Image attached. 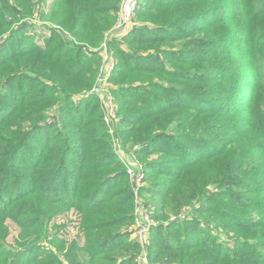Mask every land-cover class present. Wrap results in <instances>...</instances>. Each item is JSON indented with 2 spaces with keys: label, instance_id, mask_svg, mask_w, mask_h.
I'll list each match as a JSON object with an SVG mask.
<instances>
[{
  "label": "rangeland",
  "instance_id": "1",
  "mask_svg": "<svg viewBox=\"0 0 264 264\" xmlns=\"http://www.w3.org/2000/svg\"><path fill=\"white\" fill-rule=\"evenodd\" d=\"M39 1L0 0V6L5 9V12L0 14V20L9 19L10 17L7 15L10 12H7V9L11 7L17 8V6H14L16 4L22 6L27 12L23 20H14V25L0 36V63L2 64L0 72L3 74L1 78L8 77L10 84V87L0 92V119L10 114L18 120L23 119L24 126L21 129L23 131L33 126V119L27 120V118L32 117V114L35 117V114L38 113L41 116L39 125L47 127L48 131L43 136L40 134L39 129L34 130L33 128V130H30V136L24 148H22V156L19 162L25 169L19 170L20 174L16 180L10 183L13 187L9 185L10 187L5 188L4 193L0 196V209L6 215L13 216V214L19 213V218L22 220L30 219L33 216L32 210H34L35 200L39 198L40 194L30 190L33 183H25V186L20 187L18 185L21 181L25 182V175L30 173L28 168L37 160L39 152L43 149V144L47 141H52L59 145L63 143L72 145L74 141L82 143V137L75 134L77 130L75 119L83 116L87 119L96 118L99 120L102 118L103 120L104 110L102 105L105 106L108 101L107 99L110 97L117 106L118 120L110 126H107L103 121L105 124L104 130L101 129V122L96 124L100 132V136L96 140V146L104 145L106 150L91 154L85 153L81 159H75L72 152L68 153L66 157L71 158L72 169L74 170V164L79 160L85 163L87 157L90 155L93 157L109 153L110 157L105 158L104 162H111L114 165L107 167V170L111 173V183H113H110L113 186L108 184L109 190L105 195V198H107L113 191L125 189V182L128 181L130 183L131 179H134L128 172L129 169L134 165L140 168L141 173H143V178L141 177L139 181L140 186L135 191L132 186L130 188L134 195V224L131 225V220L126 219L125 224H122L119 228L121 231H127L132 228L135 230V205L138 201L151 212L154 223L152 230L161 222L166 225L168 221L177 222L176 225L185 224L192 215L190 213H192V204L194 202L183 206L180 212H177L178 214L168 212V219H166L167 217L165 218L164 215L165 211L161 208V196L155 192L144 191V189L149 185L162 183L165 179L170 181L169 177L162 171L164 168L170 167L172 172H174V165L176 163L185 162L186 164L190 163V161L198 160L199 174L208 168L209 163H212L209 166V170L214 175V172L218 168L217 166L225 162L223 154L219 152L222 151V146L228 137L224 135L215 137L213 132L204 133L205 128L195 133L188 126L191 122L190 118L184 122L185 126L178 127L177 125L165 131L171 135L166 133L165 139L168 143L166 147L171 148L172 151L178 148L171 144L172 140L167 139L170 136L173 138V141L176 140L181 144L178 152L172 154L164 153L163 151L159 152L160 149L164 148L163 146L161 148L156 146L155 152L146 153L143 150L144 147L138 144L136 140L137 132L135 131L140 124H135L134 130H131L134 125L130 126L128 123L120 124L118 122L123 114H128L129 110H133L131 106L124 104L123 101L133 99L134 102H139L142 91H148L146 99L147 107H154L150 103L153 99L158 106H162L163 108L176 105L180 100H187L190 105H197V109L206 114L197 118L202 124L210 123V119L208 118L210 113L208 111H211L213 108L218 107L222 109L228 103L234 107L241 104L243 99L250 93V86H252L251 79L243 78L244 86L237 91L220 90L217 83L210 81L216 75L217 68L210 67L211 61H190L199 57V53L191 52L192 50L188 49L192 47L190 42L200 37L204 32L206 27L203 28V26L205 23L213 20L215 17L229 18L228 22L232 27L231 32L237 37L244 34L245 25L252 27V22H257L260 24V27L264 28V0L262 2L259 0H223V3H218V7L222 6L220 12L211 10L209 13L201 15L200 18L196 17L190 20L181 18L180 21L176 22L175 28L168 27L171 24H165L162 28L159 27L162 30L157 29L156 32H160L167 39L158 45L147 46L146 52L143 55H146V57L158 55L166 64L168 74H161L163 78H159L158 76L155 77L154 73L152 76H148L150 81L147 83H139L133 79L129 80L130 82L128 81L129 74L126 72L128 68L125 66L124 61L116 57V49L120 48L124 51L129 49L127 44L121 41V38L131 34L138 24L153 27L151 24H147L151 22H146L148 21L146 17L141 15L142 11H144L142 5L145 2L153 1L154 3L157 0H137L135 13L132 19L125 24L124 29L115 28L120 20V8L123 0H120L117 11L111 9L113 0H99V6L107 9L110 15L114 17V20L102 32V38L93 42L86 40V42H83L79 38L80 36L74 34L72 30H68L54 21L58 19L61 14L60 12L67 10L69 5L55 7L54 10L57 11V16L54 17L51 15L50 6L53 0H45V3H40ZM258 3L262 4L259 8L250 7L251 5L256 6ZM224 5H227V8ZM230 8H236L238 11L243 9L247 13L245 16L246 22L245 18L242 20L240 15L230 17L232 13ZM256 10L257 12L255 13ZM261 10L263 11L259 12ZM41 11L48 14L45 17H41ZM21 21L27 22V25L16 32L20 24L23 23ZM152 23L155 28L159 25V21L157 20L152 21ZM83 36L89 37L93 35L90 33ZM57 39H63L68 45L75 48L67 54V48H62ZM232 45L233 47L237 46L233 48L232 59L233 57H239V59L244 60L245 58L242 56V53L246 45L241 42V39L239 41L233 39ZM205 47H207L206 51L210 49L208 45ZM77 53L79 54L77 55ZM200 56L209 59L206 53H201ZM176 57L185 58L187 63L176 64L174 62ZM63 59H67V61L63 62ZM67 63H70L68 68L66 67ZM75 63L77 64L74 65ZM71 65L74 66L71 67ZM130 67L135 68L133 64H130ZM153 67L155 68L156 65L154 64ZM66 71L68 73H72L73 71L80 73L79 76L86 80L84 82L87 86L82 87L83 84L78 79L71 80L69 77L66 78L64 76ZM196 71H200L197 75L202 76V78L204 77L201 79L203 81L198 82L197 80H193L189 82L188 78L195 75ZM136 73L137 71L135 70L132 72V75L135 76ZM70 82H73L72 85H70ZM51 84L57 87L61 84V87L54 90L53 88H49ZM236 86L238 88L239 85L237 84ZM62 88L73 90L66 92ZM168 89L172 90L171 97L164 100L168 95ZM229 98L231 100H227ZM64 99L66 100L65 103L62 102ZM31 103H35V105L29 107ZM95 105H97L96 108ZM145 109L147 110V108ZM186 112L188 113V110ZM190 113L195 114L196 112L191 111ZM160 118L161 114L153 113L152 118L147 123H151L153 120L158 123ZM187 126L188 128H186ZM185 132L189 133L191 140L185 139ZM60 135L66 140H57L56 137ZM229 148L231 147L227 146V149ZM188 155L191 157H186ZM154 163H160L164 166L159 167L156 165L155 167L160 169L159 174L154 172L153 177H147L146 167ZM220 167L223 168L222 166ZM134 170L137 171L135 168ZM68 176L75 179L73 175L69 174ZM175 183L173 182V185ZM34 185H36L35 181ZM252 185L255 187L253 192L241 191L240 187L237 188L238 191L233 188H224V190L216 183L208 185L205 188L204 197L217 193L218 202L216 206L212 204L211 209L201 214L196 222V225L203 230L197 231L198 237L200 235L201 239L205 237L206 241L217 243L220 246L219 250L221 253L229 254L230 256L238 255V257L246 261V263L237 264H264V249L256 245L257 239L242 235L244 230L236 227L231 222L233 216L241 218L244 223H249L253 219L260 220V214H264V181ZM61 187L60 192H50L49 194L60 195V193H63V186ZM159 189L163 188L160 187ZM78 191L75 188H71L69 195L64 192L66 196H61L65 197V199L69 197L72 199L70 201H74L75 199L77 205L80 203L76 200V193ZM116 197L121 199L123 195L117 194ZM127 203L129 202L123 201L120 207ZM218 204L220 205V209L213 211L214 207H218ZM66 208L63 212L58 211L56 214L53 211L49 213L42 212L45 216L43 215L41 220L32 219V221H37L33 228H29L28 226L21 228L16 222L7 218L4 225L7 226L8 233L5 237H0V254H8L7 256L3 254L0 256L1 259H7L4 264H8L9 262L10 264H36L38 261L51 260L54 264H68L70 255L67 254L68 250L64 243L68 240L70 241L77 233L84 241L85 235H93L95 231L78 232V227L80 226L79 218H82L83 215L74 208H69L68 206ZM39 210L41 209L39 208ZM262 217L264 219V216ZM39 226L40 229H36ZM180 233L183 236V240H189L187 233L183 230ZM150 236L151 232L147 235L146 245L144 247L141 246L140 251L136 252L135 258L132 259L130 255L133 252L130 251L129 254L117 258V261L124 264H141L138 257L143 252H148ZM123 239H125V236ZM247 240L251 245L244 248V241ZM252 248H255L259 255H254L251 250ZM16 252L19 253L21 261L13 263L12 253ZM77 259L81 261V264H92V262L89 263L86 259L83 250H80V255H78ZM147 261L149 264H162L157 261H150L149 259Z\"/></svg>",
  "mask_w": 264,
  "mask_h": 264
},
{
  "label": "trees",
  "instance_id": "2",
  "mask_svg": "<svg viewBox=\"0 0 264 264\" xmlns=\"http://www.w3.org/2000/svg\"><path fill=\"white\" fill-rule=\"evenodd\" d=\"M259 1L262 2L263 0ZM39 2L45 3V0H40ZM119 2L120 0H113L111 9L117 11ZM223 2V0H157L154 3L153 1L143 3L142 7L144 11H142L141 15L145 16L146 20H148L146 22H151L147 24H151L153 27L138 24L131 34L121 38V41L127 44L130 50L116 49V57L124 61L125 66L128 68L126 70L129 74L128 81L133 79L139 83H147L150 81L148 76H152L154 73L155 77L158 76L159 78H163L161 74H168L166 64L158 55L147 57L143 55L146 52L147 46L158 45L167 39L160 32H156L157 29L162 30L159 27L162 28L165 24H171L168 27L175 28L176 22L180 21L181 18L190 20L196 17L200 18L201 15L207 14L211 10L220 12L222 6H218ZM61 5H69V7L64 12H60V16L54 21L59 23L60 26L72 30L74 34L80 36L79 38L83 42L100 40L103 36L102 32L114 20V17L110 15L107 9L99 6V0H53L50 5L52 16H57V11L54 8ZM261 5L258 3L256 6L251 5L250 7L259 8ZM14 6H17V8L11 7L7 9V12H10L7 16L10 18L0 20V36L14 25V20H23L24 15L27 13L19 4ZM224 6L227 8V5ZM230 9L232 10L230 17L240 15L241 19L245 18L246 22L245 16L247 13L243 9L239 11L236 8ZM3 12H5V9L0 6V14ZM40 13L41 17H45L48 14L43 11ZM156 20L159 21L158 27L156 26L157 28L152 23V21ZM228 20L229 18L225 19V17L220 16L206 22L203 26V28L206 27L204 32L200 37L190 42L192 49L189 48L188 50L199 53V57L190 61H211L210 67L217 68L216 72L218 74L215 73L216 75L210 81L217 83L220 90L237 91L244 86L243 78L251 79L252 86H250V93L243 99L241 104L234 107L228 103L222 109L218 107L213 108L211 111H208V113L212 114L208 115L210 123L202 124L197 118L203 116L205 113L197 109V105H190L187 100H180L176 105L163 108L162 106H158L153 99L150 103L154 107H147L146 99L148 91H142L139 102H134L133 99L123 101L124 104L131 106L133 110H129L128 114H123L118 122L120 124L128 123L130 126L134 125L133 128L130 127L131 130H134L135 124H140L135 131L137 132L136 140L138 144L144 147L143 150L146 153L155 152L156 146L159 148L163 146L164 149H160L159 152L163 151L164 153L171 154L178 152L181 144L176 140L173 141V138L170 137L171 135L165 131L177 125L178 127L185 126L184 122L190 118L191 122L188 126L195 133L205 128L204 133L213 132L215 137L220 135L228 137L222 146V151L219 152L223 154L225 162L217 166L218 168L214 172L216 175H213V172L210 173L209 166L212 163H209L208 168L199 174L198 160H192L193 162L190 161V163L186 164L185 162H181L174 165V172H172L170 167H166L162 171L169 177L170 181L165 179L162 183L149 185L144 189V191L155 192L161 196V208L165 211L164 215L165 218L167 217L166 219H168V212L178 214L183 206L194 202L192 204V213H190L192 215L188 219V222L183 223V225H176L177 222L172 221H168L167 225L161 222L151 231L147 252L150 261H157L162 264L246 263L238 255L230 256L229 254L221 253L219 250L220 246L217 243L206 241L205 237L201 239L200 235L198 237L197 231L203 230L196 225L198 217L211 209L212 204L216 206L218 202L217 193L204 197L203 194L208 185L216 183L223 189L233 188L237 190L240 187L241 191L253 192L255 187L252 184L264 181V28L260 27L259 23L252 22V27L245 25L244 34L237 37L231 32L232 27ZM21 22L23 23L20 24L16 32L27 25V22ZM90 33L93 36H83ZM233 39L236 41L241 39V42L246 45L242 53L245 61L239 59V57H233L232 59L233 48L237 47H233ZM57 40L62 48H67V54L75 48L68 45L63 39ZM207 45L210 47L208 51H206L207 47H205ZM201 53H206L209 59L202 58L200 56ZM185 60V58L176 57L174 62L176 64H186ZM62 61L66 62L67 59H63ZM153 63L156 65L155 68L153 67ZM130 64H133L135 68L130 67ZM69 65L70 63H67L66 67L68 68ZM74 65H71V67ZM135 70L137 73L134 76L132 72ZM199 72L196 71L195 75L189 77V82L193 80L202 82L203 80L201 79L204 77L202 78V76L197 75ZM79 75L80 73H76L75 71L72 73L66 71L64 73L66 78L69 77L71 80L78 79L82 82V87L87 86L84 82L86 80L82 79ZM1 77H3V74L0 72V92L10 87L8 77ZM72 83L70 82V85ZM237 84L239 85L238 88H236ZM52 86L51 84L49 88L55 90L60 88L61 84L58 85L59 87ZM62 89H65L66 92L73 90L70 88ZM167 93L168 95L164 100L171 97L172 90L168 89ZM62 102L65 103L66 100L64 99ZM34 105L35 103H31L29 107ZM186 110H188V113ZM171 111L172 113H170ZM191 111L196 113H190ZM153 113L161 114L160 120H158V123L155 120L147 123L152 118ZM195 115L197 116L195 117ZM31 116L27 120L33 119V126L23 131L21 130L24 126L23 119L18 120L11 116V114L5 115L4 118L0 119V196L4 193L5 188L13 187L10 183L16 180L20 174L19 170L25 169L19 162L22 156V148H24L30 136V130H33V128L34 130L39 129L40 134L43 136L48 132L47 127L39 125L41 116L38 113L35 114V117L33 114ZM75 122L77 124L75 134L81 136L83 142L74 141L72 145H68V143L59 145L52 141H47L43 144V149L39 152L37 160L28 168L30 173L25 175V182L21 181L18 185L20 187L25 186V183H33L30 190L40 194L39 198L35 200L34 210H32L33 216L30 219L22 220L19 218V213H15L13 216L6 215L0 209V237L3 238L8 233V228L4 225L7 218L16 222L21 228L27 226L33 228L37 221H32V219L41 220L42 216H45L42 212L49 213L53 211L56 214L58 211L63 212L67 209L66 206H68L69 208L76 209L83 215L82 218H79L80 226L78 224V232L95 231L93 235H85L84 241L77 233L70 241L68 240L64 243L68 250L67 254L70 255L68 264H81V261L77 259L78 255H80V250H83L86 259L89 263L92 262V264H118L117 258L129 254L130 251L133 252L130 255L133 259L137 254L136 252L141 249V245L133 239L134 228L127 231L119 229L122 224H125L126 219L131 220V225L134 224V195L132 189H130L131 185L126 181L125 189L113 191L112 194L110 193L111 195L105 198L106 192L109 190L108 184L112 182L111 173L107 170V167L114 165L111 162H104L105 158L110 157L109 153L93 157L90 155L87 157L85 163L79 160L74 164V170L72 169L71 158L66 157L68 153L72 152L75 159H81L85 153L91 154L106 150L104 145L96 146V140L100 136L96 124L101 122V129L104 130L105 127L102 118L98 120L96 118L87 119L79 116L75 119ZM187 132L184 133L185 139L191 140ZM166 133L170 135L167 139L172 140L171 144L178 147L173 151L171 148L166 147L168 145L165 139ZM61 137V135L57 136L56 139L66 140L64 137ZM198 140L200 139L198 138ZM227 146L231 148L227 149ZM186 157L191 156L188 155ZM156 165L159 167L164 166L160 163L148 165L146 167L147 177H153L154 172L159 174L160 169L155 167ZM149 168L152 169L149 170ZM69 174L73 175L75 179L68 176ZM34 181L36 185H34ZM173 182L176 183L173 185ZM61 186H63V193L57 196L49 194L50 192H60ZM160 187L163 189H159ZM71 188L79 190L76 193V200L80 203L77 205L75 199L74 201H70L72 199L69 197L65 199V197L61 196H66L64 192L69 195ZM117 194H122L123 197L121 199L115 198ZM123 201H128L129 203L120 207ZM215 209H220V205L218 204V207H214L213 211ZM262 216L264 214H260V220L253 219L249 223H244L241 218L233 216L231 222L236 227L244 230L242 235L256 238V245L264 249V219ZM36 229H40V226L36 227ZM181 230L188 234L189 240H183V236L180 233ZM124 236L125 239H123ZM249 245L251 244L248 240L244 241V248H247ZM66 247L64 248L66 249ZM251 250L254 255H259L255 248ZM1 254L4 256L8 255L6 253ZM1 254L0 256H2ZM12 254L13 263L21 261L18 252ZM6 261V258H0V264H4ZM36 264H54V262L52 260L38 261ZM119 264L124 263L120 262Z\"/></svg>",
  "mask_w": 264,
  "mask_h": 264
},
{
  "label": "built area",
  "instance_id": "3",
  "mask_svg": "<svg viewBox=\"0 0 264 264\" xmlns=\"http://www.w3.org/2000/svg\"><path fill=\"white\" fill-rule=\"evenodd\" d=\"M136 1L137 0H123L120 8V20L115 26V28H125V24L132 19L135 8H136ZM105 106L102 105V108L104 110L103 114V121L107 126H110L113 122L117 121V106L113 102V99L109 97L107 99ZM134 168L137 170L135 171ZM128 172L131 174L134 179H131L130 183L132 188L138 189L139 188V181L140 178H143V173H141L140 168H138L136 165H134L131 169L128 170ZM135 194V192H134ZM135 222L136 227L133 232V239H135L141 246H145L147 241V235L151 232L153 228V221L151 217V212L144 207V205L141 202H137L135 205ZM138 260L141 264H149L148 263V256L147 252H143L141 256L138 257Z\"/></svg>",
  "mask_w": 264,
  "mask_h": 264
}]
</instances>
